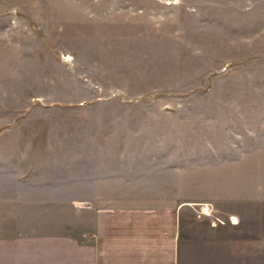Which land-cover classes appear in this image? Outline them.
I'll use <instances>...</instances> for the list:
<instances>
[{"label":"rangeland","instance_id":"obj_1","mask_svg":"<svg viewBox=\"0 0 264 264\" xmlns=\"http://www.w3.org/2000/svg\"><path fill=\"white\" fill-rule=\"evenodd\" d=\"M4 1L0 143L37 146L7 150L6 157L16 160L18 153L53 165L62 159L63 173L74 174L82 146L106 141L99 122L107 118L97 114L139 110L141 104L158 111V102L141 96L173 95L181 99L182 127H193L189 143L211 145V162L230 164L205 175H264V54L257 53L264 50V35L258 38L246 22L256 1L162 0L182 6L162 13L151 0ZM129 2L152 22L140 27L145 15L136 17L131 39L117 24L122 18L116 23L107 14L122 12ZM163 26L178 35L162 45L166 53L155 36ZM123 96L132 103L121 102ZM11 170L4 167V173Z\"/></svg>","mask_w":264,"mask_h":264},{"label":"crops","instance_id":"obj_2","mask_svg":"<svg viewBox=\"0 0 264 264\" xmlns=\"http://www.w3.org/2000/svg\"><path fill=\"white\" fill-rule=\"evenodd\" d=\"M253 1L246 22L259 38L264 2ZM151 2L160 13L170 6L182 10L177 1ZM131 6L107 13L114 21L122 18L115 22L130 39L139 24L135 18L146 14ZM4 8L0 0V21ZM144 20L138 26L151 25L146 15ZM162 29L155 32L159 48L178 37L175 30ZM142 97L158 102V111L141 104L139 110L126 106L129 110L118 114H97L107 118L99 122L106 141L82 146L74 174L63 173L62 159L53 165L18 153L16 160L5 156L7 150H36L35 144L0 143V264H264V175H205L211 167L230 164L212 163L206 156L211 145L189 143L181 99ZM7 166L10 173H4ZM196 204H211L215 217L198 218Z\"/></svg>","mask_w":264,"mask_h":264},{"label":"built area","instance_id":"obj_3","mask_svg":"<svg viewBox=\"0 0 264 264\" xmlns=\"http://www.w3.org/2000/svg\"><path fill=\"white\" fill-rule=\"evenodd\" d=\"M198 209L195 210L197 217H215L214 209L210 204H199L197 205ZM216 221H220L219 218H216Z\"/></svg>","mask_w":264,"mask_h":264}]
</instances>
